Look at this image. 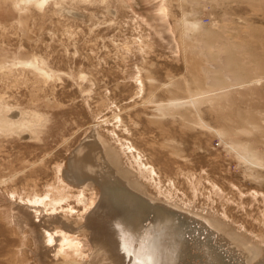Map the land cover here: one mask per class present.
<instances>
[{"label":"rangeland","instance_id":"1","mask_svg":"<svg viewBox=\"0 0 264 264\" xmlns=\"http://www.w3.org/2000/svg\"><path fill=\"white\" fill-rule=\"evenodd\" d=\"M65 3L0 0V110L31 122L0 126V264H104L116 183L153 208L117 264L163 258L161 223L178 264H264V0Z\"/></svg>","mask_w":264,"mask_h":264},{"label":"bare ground","instance_id":"2","mask_svg":"<svg viewBox=\"0 0 264 264\" xmlns=\"http://www.w3.org/2000/svg\"><path fill=\"white\" fill-rule=\"evenodd\" d=\"M31 1H33L36 5H38V6H43L44 4H46V3H48V1H50V0H31ZM53 2H54V4L59 8V9H61L62 11H66V3H65V0H52ZM18 62H20V63H25V64H28L29 66H31L32 68H34V69H37V70H39V71H41L43 74H45V75H47L48 76V69L46 68V66L41 62V64H40V62L38 63V61L36 60V61H31V60H29V59H25V60H20V61H18ZM17 62V63H18ZM23 64H21V65H23ZM20 65V64H19ZM50 72H52V70H50L49 71V73ZM1 106V105H0ZM6 105H4L3 107H5ZM2 107V109L0 110V126H2V125H4V126H14V125H16V124H18V125H20V126H28L29 127V125L31 124V122H30V124H29V121H25V120H23V118L21 117V116H19V115H17V113H16V110H13L12 108H6L5 107V109ZM10 107V106H9ZM35 111V110H34ZM19 113H20V111H19ZM21 115V114H20ZM33 115V114H32ZM36 115V113L33 115V116H35ZM25 116V115H24ZM26 117V116H25ZM38 118V117H37ZM28 119V118H27ZM39 119V118H38ZM31 120V119H30ZM36 121V120H35ZM3 126V127H4ZM15 127V126H14ZM18 127V126H17ZM27 127V128H28ZM19 128H21V127H19ZM25 129V128H24ZM30 130V129H29ZM87 138H89V139H93V141H91V142H89V145H88V147L86 148V149H76V152H78L79 150H80V152L77 154V159H74V163H75V160H76V165H77V167H78V165L82 168V173L84 172L85 174L87 173V174H90V175H94V173L96 174V168L97 167H99L100 166V164L102 163V162H105L106 163V165H110L111 166V164H109L107 161H106V157H105V155L107 156V151H105V148H103V144H102V146L101 145H99L98 146V144H96V142H95V140H94V136H93V133L91 134V135H89V137H87ZM96 139V138H95ZM97 140V139H96ZM83 142V141H82ZM81 143V142H80ZM85 145V144H84ZM86 145H87V143H86ZM85 145V146H86ZM78 146V145H77ZM79 146H80V144H79ZM76 147V146H75ZM74 147V148H75ZM102 147V148H101ZM96 149V150H95ZM103 150V151H102ZM72 152V151H71ZM70 152V153H71ZM73 153V152H72ZM71 153V154H72ZM76 154V153H75ZM74 158H76L75 156H74ZM72 159H73V157H72ZM97 160L99 161V160H102V162L99 164V166L97 165L98 163H97ZM68 162V161H67ZM75 164H73L74 166H75ZM71 165V164H70ZM105 165V164H104ZM108 167V166H107ZM103 168V167H102ZM111 168H113L114 169V167L112 166ZM110 168V169H111ZM66 170H69V169H66ZM99 170V169H98ZM101 170V169H100ZM103 171H105V169L103 168L102 169ZM106 172V171H105ZM119 173V171L118 170H116V173ZM65 173V172H64ZM64 173H63V175H64ZM67 173V172H66ZM77 173V172H76ZM101 174H102V172H100ZM104 173V172H103ZM114 173V172H113ZM115 173V174H116ZM79 174V173H78ZM100 174V175H101ZM109 174V173H108ZM83 175V174H82ZM111 175V174H110ZM118 175V174H117ZM69 176H71L70 174H69ZM95 176V175H94ZM102 176V175H101ZM119 176L121 177V174H119ZM64 177V176H63ZM85 177V176H84ZM65 178V177H64ZM71 178V177H70ZM88 178V177H87ZM97 177H95V179H96ZM108 178V177H107ZM116 178V177H115ZM122 178V177H121ZM104 179H106L105 177H104ZM119 179V178H118ZM123 179V178H122ZM71 180V179H70ZM81 180V179H80ZM108 180V179H107ZM111 180V179H110ZM113 180V179H112ZM85 181V180H84ZM71 182V181H70ZM94 182V181H93ZM100 182V181H99ZM98 182V183H99ZM115 182V181H114ZM118 183H120L119 181H117ZM126 182V184H127V186H130L129 185V183L127 182V181H125ZM76 183V182H75ZM81 183H82V181H81ZM105 183V182H104ZM68 184V183H67ZM77 184H78V182H77ZM100 184V183H99ZM102 184V183H101ZM117 184V183H116ZM116 184H114V185H110L108 188L106 187V186H104L105 187V194H107L108 196H107V202L105 201L104 203H106V205L108 206V209H110V211H112V212H110V213H113V214H115V217L114 218H111V219H107L106 221H104V222H101V224H100V222L98 223V224H100L99 225V227H103V229H106V231L110 234L109 235V237L107 238L106 236V233H105V237H104V235H103V238H105L106 240L104 241H102V240H100V239H98V241H96L95 242V244H96V248H97V250H99V252H101V254L103 255V258H104V260L103 261H105V263L104 264H117V260L115 259V258H113V256L110 254V249L111 248H114V246L116 247V246H119L120 244L121 245H123V244H125L126 242H127V240L128 239H125V237H130L129 236V234H128V232L129 231H131V227H132V225H133V223L132 222H138L139 221V219H138V217H139V215H141L140 216V218H143V219H146V218H148L149 217V212H150V210H151V203L150 202H147V199L146 200H144L143 198H141V197H139L138 195H136V194H133L132 192H130L129 190H127L126 188H124V189H126V190H123V187H118V185H116ZM121 184V183H120ZM125 184V183H124ZM123 184V185H124ZM75 185V184H74ZM79 185V184H78ZM104 185H106V184H104ZM108 185V184H107ZM116 185V186H115ZM70 186V185H69ZM71 186H73V184L71 185ZM73 187H75V186H73ZM131 187V186H130ZM79 188V187H78ZM100 188V187H99ZM131 189H134V188H132L131 187ZM107 192V193H106ZM100 194V193H99ZM104 196V195H103ZM106 196V195H105ZM102 198V197H101ZM104 199V198H103ZM102 199V200H103ZM44 203V202H43ZM103 203V202H102ZM99 205V204H98ZM103 206V205H102ZM159 208V207H158ZM153 209V208H152ZM170 209V208H169ZM165 210V209H164ZM167 210V209H166ZM182 210V209H181ZM94 211V210H93ZM114 211H115V213H114ZM167 211H169V210H167ZM25 212V211H24ZM107 212V211H106ZM105 212V213H106ZM170 212V211H169ZM26 213V212H25ZM28 213V212H27ZM90 214V213H89ZM94 214V213H93ZM157 214V213H156ZM166 214V213H165ZM97 215V214H96ZM177 215V214H176ZM100 216V215H99ZM191 216V215H190ZM196 217H198V218H200V219H202L201 217H199V216H197V215H195ZM39 217V216H38ZM90 217V216H89ZM165 217H167V216H165ZM176 217V216H175ZM186 217V216H185ZM95 218V217H94ZM178 218H179V216H178ZM191 218V217H190ZM48 219V221H59V220H61V222L66 226H71L72 225V222L71 221H69V219H67V218H65L64 216H59V215H54L53 217H51V218H47ZM90 219V218H89ZM91 219H92V217H91ZM160 219H161V216H160ZM194 219H195V217H194ZM197 219V218H196ZM199 219V220H200ZM85 220V219H84ZM96 220V219H95ZM110 220V221H109ZM162 220V219H161ZM173 220V219H172ZM178 220V219H177ZM184 220V219H183ZM182 220V221H183ZM203 220V219H202ZM108 221V222H107ZM148 221V220H147ZM171 221V220H170ZM204 222H208V220H203ZM60 222V221H59ZM58 222V223H59ZM93 222V221H92ZM174 222V221H173ZM190 222V221H189ZM197 222V221H196ZM199 222V221H198ZM88 223V222H87ZM94 223V222H93ZM106 223H107V225H106ZM185 223V222H184ZM191 223V222H190ZM76 224V223H75ZM157 224H158V222H157ZM176 224V223H175ZM202 224H203V222H202ZM84 225V224H83ZM82 225V226H83ZM156 225V224H155ZM170 224H165V223H161V224H159L158 225V227H157V231H158V234H159V236H160V238H159V240H160V243L161 244H163L164 245V249H165V251L164 252H162V254H163V258H161V259H154V258H151V259H147L146 257V259L149 261V262H147V263H145V264H178V263H176V258H177V255L175 254V253H173V249H175V248H173L174 246V244H173V239H168L167 241L165 240V241H163L162 240V235H164V234H169V235H171V236H174V237H176L177 236V232H176V230H175V227L174 226H169ZM173 225V224H172ZM192 225V224H191ZM77 226H79V225H77ZM143 226H144V224L143 223H141L140 221L138 222V227H141V228H143ZM184 225H182V227H183ZM88 227V226H87ZM191 227V226H190ZM199 227V226H198ZM181 228V227H180ZM189 228V227H188ZM68 229V228H67ZM84 229V228H83ZM179 229V228H178ZM177 229V230H178ZM197 229V228H196ZM73 230V229H72ZM98 230V229H97ZM183 230V229H182ZM185 230V229H184ZM193 230V229H192ZM199 230V229H198ZM105 231V232H106ZM140 231V230H139ZM142 231V230H141ZM146 231V230H145ZM144 231V232H145ZM188 231V230H187ZM187 231H185V232H187ZM94 232H96V231H94ZM143 232V233H144ZM179 232V231H178ZM183 232V231H182ZM199 232V231H198ZM98 233V232H97ZM100 233H102V232H100ZM146 233V232H145ZM144 233V235L146 236L147 234H145ZM95 234V233H94ZM148 234H149V232H148ZM193 234V233H192ZM201 234V233H200ZM217 234V233H216ZM97 235V234H96ZM95 235V236H96ZM151 235V234H150ZM178 235H179V233H178ZM205 235V234H204ZM217 235H221V234H217ZM93 236V235H92ZM145 236H144V238H145ZM100 237H102V236H100ZM151 236H149V239L148 240H150L151 238H150ZM178 237V236H177ZM186 237V236H185ZM102 238V239H103ZM171 238V237H170ZM187 238V237H186ZM222 238H223V236H222ZM226 238V237H225ZM138 239V238H137ZM212 239V238H211ZM136 240V239H135ZM143 240H146V239H143ZM157 240V239H156ZM178 240V239H177ZM224 240V239H223ZM133 241V240H132ZM131 241V242H132ZM151 241V240H150ZM216 242H217V240H215ZM229 241V240H228ZM134 242V241H133ZM145 242V241H144ZM152 242V241H151ZM177 242V241H176ZM198 242V241H197ZM128 243V242H127ZM146 243V242H145ZM145 243H143V244H145ZM148 243V242H147ZM150 243V242H149ZM187 243H188V241H187ZM224 243H226V242H224ZM95 244H94V248H95ZM133 244V243H132ZM230 244V243H229ZM126 245V244H125ZM137 245H138V243H137ZM140 245V244H139ZM149 245L150 244H148V247H149ZM152 245H154V244H152ZM214 245V244H213ZM221 245V244H220ZM231 245L232 244H230V247H231ZM143 245H141V247H142ZM203 246V245H202ZM223 246V245H222ZM121 247V246H120ZM127 246H125V248H126ZM133 247H135L134 245H133ZM144 248H145V246H143ZM233 247V246H232ZM125 248H123V249H125ZM140 248V247H139ZM147 248V247H146ZM149 248H152V247H149ZM148 248V249H149ZM180 248V247H179ZM185 248V247H184ZM208 248V247H207ZM234 248V247H233ZM167 249V250H166ZM203 249H205V247L203 248ZM94 250V249H93ZM114 250H116V249H114ZM122 250V249H121ZM121 250H119V251H121ZM95 251V250H94ZM123 251V250H122ZM144 251V250H143ZM152 251V250H151ZM232 251H233V249H232ZM147 252V251H146ZM153 252V251H152ZM187 252V251H186ZM213 252V251H212ZM96 253V252H95ZM97 253H98V251H97ZM118 253V251L116 252V254ZM145 253V252H144ZM148 253V252H147ZM177 253V252H176ZM202 253V252H201ZM206 253V252H205ZM211 253V252H210ZM215 253V252H214ZM113 254V253H112ZM118 254H120V253H118ZM122 254H123V252H122ZM130 254V253H129ZM157 254H158V252H157ZM178 254V253H177ZM179 254H181L180 252H179ZM225 254V253H224ZM243 254V253H242ZM233 255V254H232ZM235 255H236V253H235ZM120 256V255H119ZM124 256V255H123ZM149 256V255H148ZM218 256V255H217ZM204 257V256H203ZM206 257V256H205ZM208 257V256H207ZM239 257V256H238ZM218 257H216V259H217ZM241 258V257H240ZM130 259V258H129ZM211 259H213V258H211ZM230 259V258H229ZM243 259V258H242ZM119 260V259H118ZM206 260V259H205ZM188 261V260H187ZM127 262V261H126ZM213 262V261H212ZM182 263V262H181ZM187 263H190V262H187ZM206 263H208V261L206 262ZM210 263V262H209ZM128 264V263H127ZM144 264V263H143ZM191 264V263H190ZM193 264V263H192ZM202 264V263H201Z\"/></svg>","mask_w":264,"mask_h":264}]
</instances>
